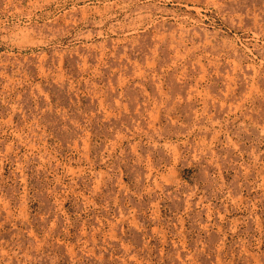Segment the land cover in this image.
<instances>
[{"label":"rangeland","instance_id":"rangeland-1","mask_svg":"<svg viewBox=\"0 0 264 264\" xmlns=\"http://www.w3.org/2000/svg\"><path fill=\"white\" fill-rule=\"evenodd\" d=\"M0 264H264V0H0Z\"/></svg>","mask_w":264,"mask_h":264}]
</instances>
